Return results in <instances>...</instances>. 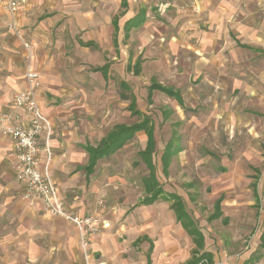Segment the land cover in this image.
I'll return each instance as SVG.
<instances>
[{"label": "rangeland", "instance_id": "rangeland-1", "mask_svg": "<svg viewBox=\"0 0 264 264\" xmlns=\"http://www.w3.org/2000/svg\"><path fill=\"white\" fill-rule=\"evenodd\" d=\"M35 2L40 7L24 13L21 34L18 29V35L7 34L5 22L0 26V98L13 94L12 82L24 72L23 51L29 44H21L23 37L33 46L43 100L61 131L56 175L67 204L78 213L99 216L93 215L100 223L96 233L107 248L95 251L92 259L78 241L76 228L54 215L48 217L52 232L38 236L46 252H37L31 264H147L150 242L132 244L147 232L154 241L152 264H181L192 255L195 244L186 232L179 235L174 230L171 245L159 234L160 227L155 230L158 211H168L165 204L137 205L146 194L143 178L149 174L139 153L146 146L144 131L99 160L88 179L84 170L77 169L88 158L81 144H97L116 124L142 118L131 114L121 80L130 85L126 94L136 96L137 107L154 123L152 156L160 184L183 197L205 235L206 250L214 253V264H243L260 252L256 247L264 230V62H259L264 49L243 47L237 60L205 59L204 65L193 52L163 43L162 35L171 29L165 20L159 23L158 37L155 25L147 27L146 45L142 36H125L121 23L117 46L111 23L119 13L115 0ZM43 14L50 17L41 19ZM82 41H94L96 46ZM137 61L139 73L134 67ZM107 62L109 75L104 77L94 67ZM154 81L179 89L186 108L158 90L151 91ZM169 141L177 151L165 169L162 154ZM18 183L12 190L33 205L36 198L27 196ZM221 195L223 214L216 217L215 202Z\"/></svg>", "mask_w": 264, "mask_h": 264}, {"label": "crops", "instance_id": "crops-1", "mask_svg": "<svg viewBox=\"0 0 264 264\" xmlns=\"http://www.w3.org/2000/svg\"><path fill=\"white\" fill-rule=\"evenodd\" d=\"M35 1L36 0H24V4L17 15L18 33L20 34H21L20 28L23 25L22 16L24 15V13L30 10L32 12L35 9V7L37 8L40 7L38 5L39 2L36 3ZM115 1H116L115 5H118L117 11L119 13L114 15V17L111 19V23L114 28L113 42L117 44V46L119 43L118 33L120 30L121 23L123 26L125 36H129L130 33H133L135 36L136 35L142 36V38H144L142 42L143 44L146 45V43L150 42V38H149L150 32L148 31L147 27L150 25H155L156 26L155 34L156 37H158L159 26L164 24V20H165L167 24L171 27V29L170 31L162 35L161 39H163L164 41L163 43L166 42L167 44H169L173 50L175 49L179 51H185L187 53L193 52L195 56H197L196 58L199 61H202L204 65H206L204 62L205 59L214 61L215 59L221 57L223 60L226 59L237 60L241 56L240 54L243 52L244 49L243 47L249 49H255L259 51H263L262 49H264V0H140L139 2L140 5L139 3L135 4L132 0H115ZM57 8L62 9V6L59 5L57 6ZM154 11L155 12L160 11V14L158 15L154 13ZM170 11L172 12L169 13ZM45 17H50V14H46V15L43 14L41 16V19ZM120 18H121V22H120ZM10 19H11L10 14L6 9V7L4 6V0H0V26L3 24V22H5L8 26ZM136 20L138 21L137 24L135 23L137 22ZM133 23H135V25H133ZM159 23L161 24L159 25ZM134 30H138V31L134 32ZM6 33L7 34L10 33L12 35H18L13 29L9 28V26H8V30H6ZM1 35H3V33L0 34V37ZM23 42H25L27 45L29 44V48L27 49L24 46V51H23V55L25 57L24 72L18 77L16 82L15 79L13 80L12 82L13 86L11 90L12 92L13 91L15 92L16 90L21 89L25 86L24 75L26 69L29 65L32 66L40 74L41 86L36 91L40 106L42 108V111L47 116H49V110L46 108L42 96V78H41L42 76L36 64L35 52L33 46L22 37L21 40L22 45H24ZM81 43L82 45L88 44L85 46H89V45L96 46L94 41H87V42L82 41ZM261 62H264V59L260 60L259 63ZM139 63L140 62L137 61L134 64L137 73L140 72ZM224 63L226 64V62ZM106 64H108V74L107 76H104L102 70H98L96 68ZM103 65L94 67V70L100 71L104 77H108L110 65L108 62ZM213 73L215 74L220 73V71L219 72L214 71ZM223 73L226 74L227 70L226 72ZM168 87H172V86H168ZM172 88L179 92L180 96L182 97V103H180L177 98L169 96L167 93L161 90L158 91L166 94L171 98H174L177 104L181 108L183 109L186 108L184 97L181 91L175 87ZM122 92L126 93L123 89ZM13 94L11 96H5L0 98V113L3 111L12 110L11 102H12ZM129 94H130L129 96H131L132 92ZM129 100L131 102V97H129ZM129 104H128V108H129ZM136 105H137V100H136ZM129 110L131 112L130 108ZM140 111L143 114L138 116L142 118L137 122H141L145 116H149L145 114L142 110ZM49 118L53 123V131L50 138V148L52 151V160L50 167L51 175L53 176V178L55 179L58 185L59 192L62 196L66 209L76 215L86 216V214L78 213L72 210L70 206H68L64 192L61 188V183L57 178L56 170L58 169V165H57L59 159L58 153L60 152L57 149L60 145L58 136L61 134V131L56 126L55 121H53L51 117ZM151 122L154 126L152 118H151ZM119 124H125V123H119ZM140 131H144V130H140ZM145 134L147 135L146 132ZM154 138H155V134H154ZM147 139H148V135H147ZM44 141H45L44 136H42L41 137L42 145H44ZM87 144H92V143L86 142L84 144H81V147L88 155L87 162L86 164L79 165L77 167V169L85 171L86 179H88L90 175L94 173L96 166L98 164L97 163L95 165L94 170L91 173H88L85 170L84 167L87 166L89 161V153L85 148V145ZM155 144H156V139H155ZM170 144H172L171 148L174 151L171 154L168 163H166L164 156L165 154H167L168 151L171 150V149L169 150ZM146 146H147V141H146ZM262 148L264 152V144L262 145ZM144 149H141L139 151L140 155H141V151ZM176 151L177 149L173 141H169L166 146V149L162 154V161L165 169L170 164L171 157L173 156L174 153H176ZM47 156H48L47 152L43 148L40 153V161H39L40 167H43L44 164L46 163ZM14 157H15V152L11 140L8 137L0 134V264H31V258L36 257L37 252L39 255H41V252H46L45 243L38 236L41 235V237H44L46 232L47 233L52 232V230H50L52 229V225L50 224L48 217L54 216V214L49 215V213L46 211L44 203L39 198L33 200V205H31L29 202H27L22 197H20L17 191L12 190V188L16 186V183L19 182L16 178L15 169L13 166ZM153 163L155 164L154 160ZM165 169L163 170L165 171ZM143 184H144V178H143ZM254 193L257 203L260 204V196L257 192V184H254ZM146 195L147 193L145 194V196ZM145 196L137 203V205L147 207L148 205H153L154 203H159V204L163 203L168 208V211H162V209L161 211H158L159 221L155 220L156 223L154 224V226H156L155 228L156 231L160 227L159 234L161 236H167L166 241H168L171 245H173L174 240L172 241L170 235H172L174 230H176V233L179 235L180 233H184V232H186L189 235L183 224L177 219V215L174 209L171 207L170 201L160 197L150 204H144L143 199L145 198ZM220 198H221L220 204H221V215H222L223 196L221 195L218 199ZM44 210L48 214H46ZM40 211H43V213H40ZM90 215L99 217L97 216V214H90ZM104 219L105 218H103L102 220L103 225L104 227H108L109 223ZM224 221H227V218H224ZM68 223L72 225V227L74 226V228H76L77 230L76 237L78 238V241H80L79 231L77 226L70 221H68ZM68 228H70V226H68ZM149 235L150 234L147 232L142 236H138L132 242V244L136 245L137 243L143 240L149 241L150 246L146 254V258H147V264H152V252L154 250V241ZM99 236L100 235H98V233L90 234L88 236V244L85 250H86V254L92 257V259L94 258L95 251L107 248L105 243L100 242ZM189 237L191 238L193 244H195L193 237L190 235ZM258 241L259 243L256 249L261 251L254 252L247 260L244 261L243 264H250L257 261L258 262L264 261V247L262 246V242L264 241V230L259 234ZM196 248L197 246L195 244L192 255L182 260L181 264H187L189 261H191L194 258L193 257L195 255L194 250H196ZM204 249L206 250L205 242H204V248L202 250ZM210 252L212 253L214 260V253L212 251Z\"/></svg>", "mask_w": 264, "mask_h": 264}, {"label": "built area", "instance_id": "built-area-1", "mask_svg": "<svg viewBox=\"0 0 264 264\" xmlns=\"http://www.w3.org/2000/svg\"><path fill=\"white\" fill-rule=\"evenodd\" d=\"M24 0H4V6L10 14L9 28L17 32V15ZM27 46V44L25 43ZM25 86L14 92L12 110L0 113V134L8 137L14 147L13 166L17 180L27 196L39 198L48 212L61 216L74 223L79 231V238L84 249L88 236L98 232L100 223L92 216H79L65 207L58 185L51 175L52 151L50 138L53 123L40 106L37 89L41 86L40 74L28 66L24 75ZM44 136V145L41 137ZM47 152V161L39 166L42 149Z\"/></svg>", "mask_w": 264, "mask_h": 264}, {"label": "trees", "instance_id": "trees-1", "mask_svg": "<svg viewBox=\"0 0 264 264\" xmlns=\"http://www.w3.org/2000/svg\"><path fill=\"white\" fill-rule=\"evenodd\" d=\"M135 23L137 24L138 21ZM135 23H133V25H135ZM96 69L102 70L104 76H107L108 64L98 67ZM121 86L124 91L130 88L129 84L124 80L121 81ZM154 89L161 90L167 93L169 96L177 98L179 102L182 103V97L180 96L179 92L174 90L172 87H168L157 81H154L150 86V90L152 91ZM122 96L125 98L131 97L129 108L131 109L133 115L143 114L137 108L136 98L133 94L129 96L128 94L122 92ZM140 130H144L148 135L147 146L144 150L141 151V155L146 161L147 166L149 168V174L144 177V187L147 195L143 199V203L150 204L160 197L170 201L171 207L174 209L177 215V219L183 224L189 235L193 237L194 243L197 246L196 250H194V258L187 264H214L212 253L205 249L202 250L204 248L205 236L201 229L198 227L194 218L188 212L182 196L175 192H167L158 180V177L156 175V166L153 163L152 157V153L155 149L154 126L149 116H145L141 122H136L130 125L116 124L104 137H102L98 144L85 145V148L89 153V161L87 166L84 167L85 170L88 173H91L94 170V167L98 163L99 159L103 157H108L114 152H116L128 140H130L137 131ZM171 147L172 144L169 145V150H171L168 151L167 154H165L164 156L166 163H168L170 156L174 151ZM220 203L221 198L218 199L215 203L214 215L216 217L221 215ZM262 246L264 247V241L262 242Z\"/></svg>", "mask_w": 264, "mask_h": 264}]
</instances>
